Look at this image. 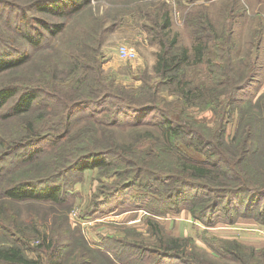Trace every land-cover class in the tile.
I'll return each instance as SVG.
<instances>
[{
  "label": "trees",
  "instance_id": "16d2710c",
  "mask_svg": "<svg viewBox=\"0 0 264 264\" xmlns=\"http://www.w3.org/2000/svg\"><path fill=\"white\" fill-rule=\"evenodd\" d=\"M175 1L183 7L185 0ZM88 5L89 0H0V20L5 24L0 30V74H16L27 64H35L48 38L62 35L70 19ZM170 6L163 2L156 13L140 9L151 22L143 25L150 42L160 47L154 85L144 78L140 87L130 88L104 77L96 58L104 42L101 39L95 49L82 41L80 45L88 52L78 48L69 55L66 62L70 67L62 81L67 85L53 84L51 93L63 103L61 115L45 103L49 96L46 83L59 82L58 68L48 80L33 74L30 85L17 84L15 77L0 87V119L6 122L0 123V264H100L96 254L107 264H147L146 259L152 264L261 263L255 247L236 240L208 239V253L190 238L169 235L154 219L147 222L154 245L104 236L95 250L79 230H75L76 236L68 222L63 230L50 234L42 222H29L30 233L40 240L35 246L14 219L6 223L7 206L13 204L50 203L56 211V206L67 202L61 179L74 171L99 168L119 177L108 188L110 197L136 186L171 202L176 211L188 205L192 217L206 226L219 222L234 226L240 217H247L264 227V221L258 219L264 220V204L261 210L257 208L264 199V93L255 103L246 100L263 68L261 33L249 41L246 56L235 60L233 26L218 34L207 14L191 12L186 23L196 43L190 49L169 36ZM100 27L99 33L105 37L111 28L102 29V22ZM194 67L204 74L193 78ZM63 88L67 89L65 95L60 94ZM163 91L176 95L186 106L211 108L217 115L215 127L204 128L191 119L173 116ZM36 109L42 110L31 117ZM82 110H89L82 119L92 117V132L98 134L91 142L89 127L73 131L78 120L74 115ZM235 112L239 124L228 141L227 120ZM149 114L151 118L145 120ZM48 119L55 129L45 137L41 123ZM127 124L148 127L129 146L121 144L117 131ZM147 140V147L137 144ZM185 147L203 157L190 155ZM8 158L9 165L2 168ZM119 163L134 170L119 167ZM12 170L20 171L17 177L9 175ZM146 195L141 197L142 203L152 200ZM65 247L77 248L75 259L67 260ZM28 251L36 257L28 256ZM261 253L264 257V250Z\"/></svg>",
  "mask_w": 264,
  "mask_h": 264
},
{
  "label": "rangeland",
  "instance_id": "374dc122",
  "mask_svg": "<svg viewBox=\"0 0 264 264\" xmlns=\"http://www.w3.org/2000/svg\"><path fill=\"white\" fill-rule=\"evenodd\" d=\"M163 2L171 5L172 24L167 31L171 39H177L179 45L189 47L190 49L195 47L196 41L186 23V17L191 12L202 11L208 15L218 34L233 26L235 60L246 56L249 41L258 33H261L262 49L260 62L264 66V0H197L194 3L185 0L183 7L177 4L175 0H89V5L86 9L70 19L67 29L62 35L48 38L46 43H44L45 50L38 53L35 64H27L25 67L19 69L16 74L1 73L0 87L15 77L14 81L17 84L23 86L30 85L29 79L33 74L37 78L40 77L48 80L52 77L54 68H58L56 79L59 82L51 83L49 81L48 84L46 83V93L49 92L50 97L46 98L45 103L50 105V108L56 109V112L53 111L54 114L61 115L59 112L62 110L63 103H59L58 99L54 98V95L51 93L54 91L53 84L57 86L59 83L60 85H67L62 84L64 83L62 81L67 78L65 72L69 66V63L66 62L69 55H71L72 51L77 53L78 48L83 49L85 54L88 52L84 45H80L82 41H85L87 46L95 49L101 39H104V42L99 45L100 51L96 58L99 70L104 77L110 79V81H114L117 85L130 88L140 87L144 83V78L149 79L151 84L154 85L157 82L154 69L158 61L160 47L150 42L148 33L143 25H151V22L140 14V9L141 7H145L147 11L156 13L160 10ZM99 22L103 24L102 29L105 30L108 26V28H111L105 37H102L101 33H99V30L101 32ZM114 23L115 27H112ZM4 28L5 24L0 20V30ZM122 44L133 47L138 51V60L133 64L124 62L119 58L117 50ZM91 65L95 66V62H92ZM203 74L200 69L195 67L191 72L193 78H199ZM262 76H264L263 68L259 74L258 84L253 86L254 92H247L249 98H246V100L252 99L255 103L258 96L263 93L260 91ZM66 91L67 89L63 88L60 90V94H67ZM162 93L169 104L171 113L176 118L191 119L204 128L215 127L217 115L211 108L186 106L176 95L164 91ZM11 105L12 103L9 106ZM41 110L36 109L31 114V117L38 116ZM248 110L253 109L249 107ZM88 112L89 110L76 111L74 118L78 120L74 122L73 131L79 128L84 129V126L89 127V142H91V138L96 137L98 134L92 132L94 128L92 127L94 123L92 117L85 116V120L82 119ZM150 118L151 114L147 115L145 120H149ZM129 120H132V118L129 117ZM52 122V120L48 119V121L45 120L41 123V128L43 129L42 136L47 137L54 134L53 129L55 128L53 124L51 126ZM0 123L5 124L6 122L0 119ZM238 124L239 114L235 112L227 120L226 140L230 141L233 138ZM147 129L148 127L145 125H123L117 128L119 140L121 144L129 146L131 143L136 142L138 136L144 135ZM56 134L57 132H55ZM84 136L86 138V134ZM148 143L149 141L147 140L137 144L141 147H147ZM185 150L196 158L203 157L201 154L195 153L186 147ZM9 160L8 158L6 162L1 164L2 168L5 165H9ZM118 166L125 167L130 171L134 170L133 166L125 165L124 163H119ZM19 172L12 170L9 175L17 177ZM111 172L108 171L106 173L99 168L88 169L83 172H71L61 179V182L65 186L64 197L67 198V202L61 206H56V211H53L55 207L51 208L50 203L13 204L12 206H7L6 223L16 221L31 240V244L35 246L39 244L40 240L34 233H30V227L32 226L29 225V222L34 224L42 222L41 226H43V229H46L48 234L63 230L65 222H68L76 236L75 230H79L92 249L95 250L100 238L104 236L120 240L124 239L129 242L142 240V243L151 246L154 245L155 239L148 232L147 222L149 219L157 220L164 227L165 231L172 236H174L173 232L175 231L177 222H183L185 224L180 230L184 233L187 232L189 235H181L180 237L192 239L199 249H204L208 253L210 252L205 243V240L208 239H215L217 242L218 240H236L247 247H255L258 253L257 256L259 257L258 261L261 262L260 264L264 262V257L261 253L264 250V236L251 231L256 226L240 227L242 228L239 229L240 231H228L226 227L229 226H225L228 224L223 222H219L215 226H206L192 217L191 221L185 220L184 215L187 213L184 212H189L187 209L188 205L183 204L179 208V211H176L174 209L175 206L171 202L163 201L158 195L136 186L120 192L117 196L110 197L107 194L109 186L119 180L118 175ZM145 194L152 198V200L142 203L140 200ZM258 203L257 208L261 210L264 199H260ZM156 211H159L161 214L154 215ZM258 219L259 221H264L259 216ZM196 222L202 224L204 228L196 226ZM237 222H257L259 224L257 227L263 228V225L254 218L240 217ZM217 225L218 229L211 228ZM2 232L6 233L4 229ZM232 235L238 238L232 237ZM1 238L3 237L1 236ZM119 248H122L120 250L130 249ZM64 249L67 250V260L69 257L75 259V256H77L76 247L72 251L69 247H65ZM27 255L32 258L36 257V254L32 251H28ZM96 256L100 264H107L101 255L96 254ZM146 261L147 264L153 263L152 260L146 259ZM176 264L179 263L177 262ZM220 264L225 263L221 261Z\"/></svg>",
  "mask_w": 264,
  "mask_h": 264
},
{
  "label": "crops",
  "instance_id": "0c3cea01",
  "mask_svg": "<svg viewBox=\"0 0 264 264\" xmlns=\"http://www.w3.org/2000/svg\"><path fill=\"white\" fill-rule=\"evenodd\" d=\"M263 72H264V66H263ZM262 87H261V93L263 92L264 93V76H262ZM184 213H187V214H185L184 215V219L185 220H189V221H191V219L193 218L192 217V215H191V213L190 212H188V211H186V212H184ZM183 215V214H182ZM192 217V218H191ZM194 219V218H193ZM184 224L185 223H183V222H177V224H176V226H175V231L173 232V234H174V236H177V237H180L181 235H189L187 232H182L180 229H181V227L182 226H184ZM259 224L257 223V222H248V223H246V222H237L234 226H230V225H225V226H229V227H226L227 229H228V231H233V230H236V231H238L239 229H242V228H240V227H246V226H258ZM196 226H198V227H201V228H204V226L202 225V224H200V223H198V222H196ZM212 229H218L219 227H218V225L216 226V227H211ZM240 231V230H239ZM182 233H184V234H182ZM237 234H239L238 232H237ZM242 234V233H241ZM232 237H235V238H238L237 236H233L232 235ZM256 244H258V243H256Z\"/></svg>",
  "mask_w": 264,
  "mask_h": 264
},
{
  "label": "built area",
  "instance_id": "2783aa9c",
  "mask_svg": "<svg viewBox=\"0 0 264 264\" xmlns=\"http://www.w3.org/2000/svg\"><path fill=\"white\" fill-rule=\"evenodd\" d=\"M118 56L119 58L124 61V62H129L131 64H133L135 61L138 60V51L133 48V47H130L128 45H125V44H122L118 47ZM251 231L261 235V236H264V227L261 228V227H256V228H253L251 229Z\"/></svg>",
  "mask_w": 264,
  "mask_h": 264
}]
</instances>
